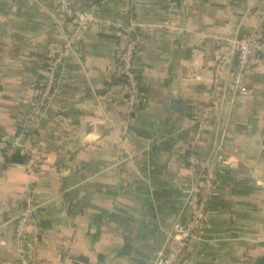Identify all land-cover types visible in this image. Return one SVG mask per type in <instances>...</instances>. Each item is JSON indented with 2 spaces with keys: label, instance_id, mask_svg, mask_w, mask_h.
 <instances>
[{
  "label": "crops",
  "instance_id": "obj_1",
  "mask_svg": "<svg viewBox=\"0 0 264 264\" xmlns=\"http://www.w3.org/2000/svg\"><path fill=\"white\" fill-rule=\"evenodd\" d=\"M72 1L108 24L83 28L36 112L33 92L72 23L58 0H0V264L18 262L25 212L31 264H153L187 215L190 150L237 168L216 169L217 196L181 264H264V60L232 103L236 58L218 62L229 39L262 29L264 0ZM130 24L139 37L133 114L118 64ZM26 148L38 157L32 177Z\"/></svg>",
  "mask_w": 264,
  "mask_h": 264
},
{
  "label": "built area",
  "instance_id": "obj_2",
  "mask_svg": "<svg viewBox=\"0 0 264 264\" xmlns=\"http://www.w3.org/2000/svg\"><path fill=\"white\" fill-rule=\"evenodd\" d=\"M59 13L68 18L72 23V30L66 39L57 47L53 56L47 60L40 89L35 90L32 95V103L36 112L43 110L56 85V73L60 66L70 57L73 46L83 28L89 25H107L90 11H79L74 8L72 0H58ZM264 23V17L261 20ZM114 25V24H113ZM261 23L250 29L245 34L228 40L229 47L219 57L218 62L227 58H236V65L230 73V85L228 87V98L230 103L237 97H244L249 93L245 84V74L251 69L253 63L259 59L264 60V33ZM127 35L124 48L118 54L119 75L125 81L126 104L129 114H133L136 102L139 98V86L133 69V57L139 48V37L134 24H130L123 30ZM126 126H123V132ZM23 134L14 138L13 143L19 145ZM219 148H217L218 150ZM26 168L29 176L38 172V157L35 150L26 148ZM187 168L195 173V183L184 189L182 193L186 196L185 209L187 215L182 220H177L172 226L168 236L169 246L166 252L160 254L153 264H181L182 257L188 242L196 238V233L203 227L205 213L209 201L217 196L215 189L216 169L225 167L230 170L237 168V162L231 157H219L214 153L210 159L204 160L197 157L192 150L186 157ZM29 212L22 214L15 223L14 241L17 250V264H31V256L26 249V223ZM2 264V263H1Z\"/></svg>",
  "mask_w": 264,
  "mask_h": 264
},
{
  "label": "water",
  "instance_id": "obj_3",
  "mask_svg": "<svg viewBox=\"0 0 264 264\" xmlns=\"http://www.w3.org/2000/svg\"><path fill=\"white\" fill-rule=\"evenodd\" d=\"M170 103H171V108L172 109H174V110L178 109V101L177 100L172 99Z\"/></svg>",
  "mask_w": 264,
  "mask_h": 264
},
{
  "label": "trees",
  "instance_id": "obj_4",
  "mask_svg": "<svg viewBox=\"0 0 264 264\" xmlns=\"http://www.w3.org/2000/svg\"><path fill=\"white\" fill-rule=\"evenodd\" d=\"M262 32L264 33V23H263V25H262ZM119 77H120L121 81L124 82V84H125V81H124V79L122 78V76L120 75ZM125 85H126V84H125Z\"/></svg>",
  "mask_w": 264,
  "mask_h": 264
}]
</instances>
